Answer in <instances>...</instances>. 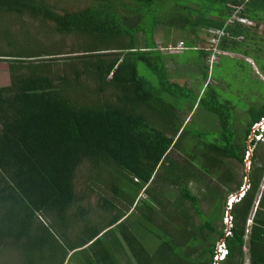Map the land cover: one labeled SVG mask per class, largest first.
<instances>
[{
  "label": "trees",
  "instance_id": "1",
  "mask_svg": "<svg viewBox=\"0 0 264 264\" xmlns=\"http://www.w3.org/2000/svg\"><path fill=\"white\" fill-rule=\"evenodd\" d=\"M84 1L67 10L56 6L62 0H0V61L7 66L0 86V264H154L142 245L155 239L160 262L181 250L188 264H211L222 242L220 264H264L259 143L243 176L247 188L229 208V183L219 212L210 201L203 213L187 187L225 160L243 166L264 103L247 110L238 144L196 150L189 137L183 150L190 117L184 123L178 100H190L186 112L202 105L221 131L230 126V106L208 84L198 95L202 84L192 94L191 84L171 81L189 80L188 66L175 65L179 53L171 51H197L202 64L216 33L223 36L215 46L226 49L225 40L235 45L243 29L264 21V0ZM26 21L36 23L34 32L24 29ZM159 27L162 47L153 40ZM174 31L182 33L177 43ZM201 41L205 51L196 47ZM197 67L204 82L207 67Z\"/></svg>",
  "mask_w": 264,
  "mask_h": 264
},
{
  "label": "rangeland",
  "instance_id": "2",
  "mask_svg": "<svg viewBox=\"0 0 264 264\" xmlns=\"http://www.w3.org/2000/svg\"><path fill=\"white\" fill-rule=\"evenodd\" d=\"M56 1V0H51ZM84 0H62L61 3H56V6L72 10L77 9L78 7H82L84 5ZM22 23V22H21ZM17 24H20L17 23ZM36 23L26 21L23 26L25 30L30 32H34L33 27ZM173 37H175V42L177 43L182 40V33L173 32ZM1 37V35H0ZM138 38V35H137ZM162 38H163V31L161 27L155 28L153 33V40L156 42L158 47H162ZM138 41L141 42V38H138ZM4 45L2 41H0ZM173 43V44H174ZM170 43V45H173ZM5 46V45H4ZM138 47H141L138 43ZM166 48V49H165ZM160 48L161 52L169 53L171 51L170 47ZM1 50H5V47H2ZM172 53H179L173 57V61L175 65L182 66L186 64L188 66V72L185 79L188 78L189 80L186 81L191 84L190 93L196 94L200 85L203 83L202 78H200L201 74L199 71H194L200 63L201 57L197 51L193 50H185L180 53L178 50L171 51ZM63 57V56H61ZM139 75H145L146 71L142 65H139L138 68ZM201 72V69H200ZM251 72L247 68H243L242 65L236 66L232 63V60L226 59L224 57L219 59L217 65L211 64L209 65L208 69V77H212L213 80L217 82L213 87L212 90L217 94L219 102H227L230 106V114H229V124L226 131H221L218 125V121L216 116L213 113H209L205 111L204 107L201 105L200 107H194L192 113L190 114L189 118V125L186 129L187 136L181 140V147L183 150H186L188 147L192 145L190 142L189 137L192 139L191 141L196 142V150H201L202 144H213L218 147H222L225 145L226 140H231L238 144L239 137L242 135L243 128L246 122L249 119L247 114V110L249 108H256L261 101H264V87L259 83L256 82L254 79L255 77L252 76L251 80ZM261 80V78H260ZM7 82V66L5 63L0 61V86L4 85ZM263 83V82H262ZM264 85V83H263ZM249 99L250 105H248L247 100ZM168 101V100H167ZM169 102V101H168ZM188 102L190 100L188 99ZM186 100H178L177 104L181 110L182 114H185L188 111L189 103ZM193 133H199L200 139L198 137H194ZM264 145H259L258 149L260 150L263 148ZM262 152L259 153H263ZM178 156L177 161L185 163L183 158H179ZM181 159V160H180ZM225 160V159H223ZM249 161V159H248ZM228 163V164H227ZM181 164V163H180ZM229 165V166H228ZM218 168V167H217ZM214 169V173L210 174L209 176H198L196 175V179H191L187 184L190 192L193 193L199 201V207L201 211L204 213L210 208V201L213 204L214 209L212 211L219 212L221 210L220 200L223 199L225 193H223L224 187L226 188V183H229L230 189H232V195L230 198L237 195L240 190V187L244 184H247V178H243L246 172H248L247 161L244 162L243 166L237 164L232 160H225L222 169ZM218 179L220 182H218ZM226 182V183H225ZM205 183V185H204ZM208 183V184H206ZM232 184V185H231ZM206 185H209L208 190L205 188ZM238 185V191L235 192V187ZM224 186V187H223ZM247 186V185H246ZM264 188V175L259 183L258 191L256 196L258 198L260 192ZM139 197H143V194H140ZM229 198V199H230ZM226 202V201H225ZM224 202V203H225ZM228 202H226V205ZM256 202L253 204L255 207ZM222 207V213H223ZM224 215V214H223ZM222 215V216H223ZM192 222L194 224H198V219L193 217ZM147 245L143 244L142 246L148 250L147 252L152 255V259H154V264H188L192 262L191 259L184 260L182 258L183 252L181 250H175L174 255L178 256L174 261L171 259L160 262L161 260V252L159 250V241L153 240L152 242H148ZM147 246V247H146ZM148 248V249H147ZM188 262V263H187ZM122 264H129L128 262L122 261ZM195 264V263H193ZM244 264H247L244 261Z\"/></svg>",
  "mask_w": 264,
  "mask_h": 264
},
{
  "label": "crops",
  "instance_id": "3",
  "mask_svg": "<svg viewBox=\"0 0 264 264\" xmlns=\"http://www.w3.org/2000/svg\"><path fill=\"white\" fill-rule=\"evenodd\" d=\"M236 31L237 32L240 31V27H238V29ZM241 33H242L241 35H243V36L245 35V37H244V39H242L243 36H237L235 38V41H236L235 45H231L230 44L231 42H229V40H225V42H223V43H225V46L227 47L226 49H221L220 47L215 46L214 52L211 51L212 48H210V50H209L210 53L205 52L206 55L203 56V58H202L203 59L202 64H199L198 66L200 67V69H202L201 67H207V69H206L207 70L206 71L207 72V78L202 83L198 95H200L201 89H203L206 84H208V86H210V88H212V86L215 87L214 85L217 84V82L215 80H213L212 77H210V78L208 77V69H209L210 63L211 64L215 63V65H217L219 62V59L222 57L232 60V63L236 66L242 65L243 68H247L251 72L252 76L255 77L254 80L256 82H259L264 87V85H263V83H264V21L260 22L257 26H249L248 29H243V31ZM196 47L201 48L203 51H205V48L208 46H207L206 41H203V42L201 41L200 43H198L196 45ZM170 54H172V53H170ZM180 69H182V67ZM196 69H199V68L197 67ZM252 76H251V80H252ZM260 78H261V80H260ZM171 81L177 82L179 85H184V84L188 85L189 84L186 82L187 80L185 81L183 79L182 80H176V79L171 78ZM247 102H248V105L251 104L249 99L247 100ZM263 103H264V101H261L257 107H260L261 105H263ZM194 107L192 108L191 111H193ZM250 109L251 108H249L248 110H250ZM191 113L192 112H185V114H184L185 117L183 116L184 117V123L187 121V119L189 118ZM257 145L258 146L264 145V143H259ZM258 146L255 149V151H256L255 154L257 156H261L262 158H264V152L259 153V152H262L264 150V147L259 150ZM246 188H247L246 184H244L243 186L240 187V189H244V190ZM238 189L237 190L235 189V192L238 191ZM231 190L232 189H230L229 193L227 194V195H229L228 197H230V195L233 194L231 192ZM257 199L258 198L256 196V202H257Z\"/></svg>",
  "mask_w": 264,
  "mask_h": 264
},
{
  "label": "built area",
  "instance_id": "4",
  "mask_svg": "<svg viewBox=\"0 0 264 264\" xmlns=\"http://www.w3.org/2000/svg\"><path fill=\"white\" fill-rule=\"evenodd\" d=\"M223 36V33L218 32L215 34V40H217L218 37ZM213 39L209 40L210 46H211V51L214 52L215 49V44L217 41H215ZM180 46V44H179ZM210 50V49H209ZM253 144L251 146L247 145V151L244 154V162L247 161L248 165H249V157L251 154V151L254 147L255 143H264V116L260 117L259 120L251 127V131H250V135L247 139V144L249 143ZM248 169V168H247ZM244 189H240L239 193L237 194V196H233V197H229L230 199H228V208L230 207V203L232 201H236L243 193ZM231 219L230 217L226 214L223 218V224L225 226V230H224V235L227 236L229 235V229L231 228V223H230ZM226 255V250L225 247L223 245L222 242H218L215 245V250H214V254L212 256V263L211 264H220V262L224 259Z\"/></svg>",
  "mask_w": 264,
  "mask_h": 264
},
{
  "label": "water",
  "instance_id": "5",
  "mask_svg": "<svg viewBox=\"0 0 264 264\" xmlns=\"http://www.w3.org/2000/svg\"><path fill=\"white\" fill-rule=\"evenodd\" d=\"M247 174V173H246ZM246 179V178H245Z\"/></svg>",
  "mask_w": 264,
  "mask_h": 264
}]
</instances>
